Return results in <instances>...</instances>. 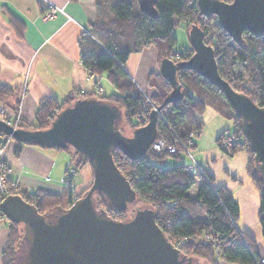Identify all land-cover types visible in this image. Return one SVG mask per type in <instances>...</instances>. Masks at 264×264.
<instances>
[{
    "label": "trees",
    "instance_id": "1",
    "mask_svg": "<svg viewBox=\"0 0 264 264\" xmlns=\"http://www.w3.org/2000/svg\"><path fill=\"white\" fill-rule=\"evenodd\" d=\"M95 4V19L78 39L81 62L90 73L106 72L118 92L105 95L91 91L76 92L75 96L61 103L55 97H44L35 111L34 122L27 124L20 120L19 126L46 128L56 114L76 98L95 96L121 108L124 128L127 130L144 125L148 121L144 119L148 118L151 108L148 107L145 93L125 69V64L132 53L141 51L148 44L156 46L159 62L166 56L176 61L188 58L194 52L191 44L183 50L175 49L178 42L175 33L177 17L188 23L187 36L194 23L205 31V41L215 47L221 76L234 89L248 94L257 104L264 106V34L255 36L245 30L243 44H237L221 27L217 15H203L199 12L197 0H157L156 16L142 11L139 0H95ZM10 23L22 37L23 23L14 16L10 18ZM178 79L182 84L184 98L161 110L156 138L177 144V151L157 152L152 144L142 157L131 159L116 149L114 160L136 191V201L120 209L103 193L95 191L96 205L118 220L131 217L140 204L155 208L158 225L182 254L192 258L194 264H218L220 258L239 264H257L260 256L264 255L258 253L255 241L240 229V208L231 190L224 185L218 186L214 175L202 165L193 167L182 161V142L191 134L199 138L205 126L204 114L207 108L231 119L233 126L219 134L217 143L229 155L238 151H246L250 155L247 169L260 189L259 222L264 236V180L255 170L254 152L242 132L240 115L219 87L195 70L180 69ZM148 82L156 88V92L149 96L155 104L160 105L171 92V84L156 72L150 73ZM17 88L18 84L0 83V100L13 96ZM2 110L5 118H11L3 107ZM229 132L235 133L239 139L228 147L222 146L220 141ZM0 137L6 139L9 136L0 133ZM17 144L16 153L22 144L31 143L17 141ZM196 144L191 146L195 149ZM55 148L65 150L59 146ZM68 151L71 163H75L77 168L81 163H89L93 172L88 158ZM169 157L180 161L171 168H165L162 164ZM196 179L200 183L196 194L192 195ZM89 188L76 192L71 178L60 194L28 191L21 187L15 193L34 203L40 212L46 213L58 206L68 208ZM1 202L0 216L6 218ZM8 222L9 233L2 252V264H19L26 248L24 225L22 222Z\"/></svg>",
    "mask_w": 264,
    "mask_h": 264
},
{
    "label": "water",
    "instance_id": "2",
    "mask_svg": "<svg viewBox=\"0 0 264 264\" xmlns=\"http://www.w3.org/2000/svg\"><path fill=\"white\" fill-rule=\"evenodd\" d=\"M156 1L139 0L141 10L156 16ZM197 3L201 14L217 15L221 27L239 45L243 44L245 30L255 36L264 34V0ZM188 39L194 49L188 58L176 61L166 56L160 61V74L171 84V92L150 110L144 125L128 130L129 136L119 125L121 108L96 96L76 98L42 129L15 127L0 117V133L20 142L73 151L88 158L93 168L90 188L66 209L58 206L42 213L19 193L2 200L6 218L24 225L26 248L19 264H194L158 225L155 208L140 204L131 217L118 220L98 208L94 197L99 191L120 209L136 201V191L116 164L114 152L119 149L131 159H138L154 143L159 112L184 98L178 79L180 69L195 70L225 94L240 115L242 132L254 152L255 170L264 180V106L234 89L221 76L215 47L205 41V31L198 24L190 26Z\"/></svg>",
    "mask_w": 264,
    "mask_h": 264
},
{
    "label": "crops",
    "instance_id": "3",
    "mask_svg": "<svg viewBox=\"0 0 264 264\" xmlns=\"http://www.w3.org/2000/svg\"><path fill=\"white\" fill-rule=\"evenodd\" d=\"M48 1L62 6L64 12L44 18L43 10ZM12 16L24 25L22 37L10 23ZM95 16V0H0V83L18 84L13 96L0 100V107L8 116L15 118L14 112L22 99L21 122L29 124L34 122L35 111L44 97H55L61 103L76 92L91 91L102 95L118 92L106 72L90 73L81 62L78 39ZM142 59L143 54L138 67H135L134 58L125 64L135 82L141 74ZM25 79L28 86L24 94L22 81ZM204 121L194 151L198 163L214 175L218 186L224 185L231 190L240 208V229L255 241L258 253L264 255V236L259 222L260 189L247 169L250 155L246 151L234 155L225 153L216 139L228 127L219 126L212 131L205 117ZM17 146V141L10 139L3 159L12 167V178L21 189L62 193L66 185L62 177L72 162L71 154L63 149L34 144H22L16 153ZM73 180L79 192L88 185L89 177L81 170ZM8 233L9 222L0 216V264ZM218 264L239 263L220 258Z\"/></svg>",
    "mask_w": 264,
    "mask_h": 264
},
{
    "label": "rangeland",
    "instance_id": "4",
    "mask_svg": "<svg viewBox=\"0 0 264 264\" xmlns=\"http://www.w3.org/2000/svg\"><path fill=\"white\" fill-rule=\"evenodd\" d=\"M187 30H188V23L185 22L184 19H179L177 17L175 19V33L177 35L178 42H177V45H176L175 49L183 50V49H185L186 47H188L190 45V42H189V39H188V36H187ZM142 54H143V59H142L141 74L138 75L135 78V80H136L137 84L138 83L140 84V85L139 84L138 85L140 86V88H141V90L143 92H145L147 95L148 94L151 95L152 93H154L156 91V88L149 84L148 77H149V75H150L152 70H153L152 72L160 73V62L158 60V50H157V48H156V46L154 44H148L145 47H143L141 52L139 51V52L132 53L130 55L131 57L129 56L130 60H128L129 61L128 63H130L132 61V59L134 58L135 59L134 60L135 67H138V65H139V63L141 61ZM140 77H141V80H140ZM150 100L152 101L151 97H150ZM148 103H149L148 107L151 108V109L156 107V106H158V104H155L154 101L148 102ZM160 113H161V111L159 112V115H160ZM204 117L207 119L209 130H212V131H214L215 127H219V126L223 127V129L227 128V127L231 128L233 126V123H232L231 119L226 118L225 116L221 115L218 112H215L212 108H208L207 109L206 114L204 115ZM214 118H216V119H214ZM144 120L147 121L148 118L146 117ZM119 125L122 127V131H123L124 134H126L128 136L131 135V132H129L126 128H124L123 119H121L119 121ZM227 129H225L224 131H227ZM223 138H225V136H223L222 139ZM196 139L198 140V137H196ZM216 141H217V139H216ZM196 143H197V141H196ZM218 146L220 147V145H218ZM193 147L194 146L190 145L187 148V150H185L183 148L184 152L182 153V161L184 163H187V164H192V166L194 167L195 164L198 162V157L194 154L195 149ZM190 153H192L194 155V158H191L189 156ZM179 161L180 160L175 158V157H169L167 160H165L163 162L162 166L165 167V168H171L176 163H178ZM81 170L86 172L88 174V177H89L88 185L83 189V190H85V189L89 188L91 186V184H92L93 172H92V169H91V165L89 163H85V162L81 163V165L78 166V171H81ZM199 183H200L199 179H196V183H195L194 187L192 188V193H194L196 191L197 186L199 185ZM19 187H20V185H19ZM81 191H79V192H81ZM24 260H25V258H24ZM22 261H23V259H22ZM22 264H24V261H23Z\"/></svg>",
    "mask_w": 264,
    "mask_h": 264
},
{
    "label": "built area",
    "instance_id": "5",
    "mask_svg": "<svg viewBox=\"0 0 264 264\" xmlns=\"http://www.w3.org/2000/svg\"><path fill=\"white\" fill-rule=\"evenodd\" d=\"M59 12H64V8L62 6H59L53 2L48 1V6L43 10V17L44 18H53L55 17ZM27 80L22 81V88L23 93L25 94V91L27 89ZM145 93V92H144ZM146 94V93H145ZM146 102H152L150 100L149 95L146 94ZM23 107V99L18 104L17 110L14 112L15 118H5L4 112L2 108L0 109V117L4 118L11 124H13L15 127L19 126L20 120L22 118L21 111ZM225 138L221 139V145L222 146H230L232 145L236 140L239 139V137L232 132L227 133L224 135ZM12 137L9 136L8 138L4 139L0 137V200H2L4 197H6L9 194L15 193L20 187L19 183L16 180H12V167L3 159V152L6 144ZM197 139L194 134H191L190 137L185 141L182 142L183 148L187 150V148L196 143ZM153 149L157 152L162 151H168V152H176L177 151V144L175 143H167L162 139H158L153 143ZM191 158H194V155L190 153L189 155ZM196 166H199L198 162L195 164ZM78 172V168L74 163H70L66 171L62 177V181L66 184L70 182L71 178H74L76 173ZM14 191V192H13ZM257 264H264V256H260V258L257 261Z\"/></svg>",
    "mask_w": 264,
    "mask_h": 264
}]
</instances>
